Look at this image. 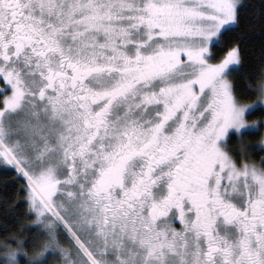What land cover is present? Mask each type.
<instances>
[{
	"label": "snow or ice",
	"instance_id": "obj_1",
	"mask_svg": "<svg viewBox=\"0 0 264 264\" xmlns=\"http://www.w3.org/2000/svg\"><path fill=\"white\" fill-rule=\"evenodd\" d=\"M0 264H264V0H0Z\"/></svg>",
	"mask_w": 264,
	"mask_h": 264
},
{
	"label": "trees",
	"instance_id": "obj_2",
	"mask_svg": "<svg viewBox=\"0 0 264 264\" xmlns=\"http://www.w3.org/2000/svg\"><path fill=\"white\" fill-rule=\"evenodd\" d=\"M3 191V189H0V192H2Z\"/></svg>",
	"mask_w": 264,
	"mask_h": 264
}]
</instances>
